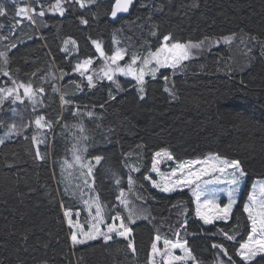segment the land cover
<instances>
[{"label": "trees", "instance_id": "1", "mask_svg": "<svg viewBox=\"0 0 264 264\" xmlns=\"http://www.w3.org/2000/svg\"><path fill=\"white\" fill-rule=\"evenodd\" d=\"M116 1L81 8L75 0H50L52 6L63 3L67 13L46 15L39 29L19 18L14 4L3 9L0 52L7 63L0 57V84L12 82L15 91L31 85L38 103L20 88L23 103L8 99L0 108V140L16 133L0 145V264H152L156 236L157 264L168 262L167 254L160 255L165 240L196 257L176 264H247L238 255L251 230L244 209L264 180V0H137L129 16L112 22ZM168 35L170 44L202 49L177 70L146 79L143 100L139 82L122 79L119 94L105 79L93 87L77 70L85 61L114 56L116 38L130 59L135 54L143 62ZM69 40L77 47L72 57L64 52ZM40 117L44 129L35 125ZM164 153L172 159L162 165ZM76 157L101 158L94 190L106 224L122 217L131 229L128 239L73 245L65 212L81 213L87 223L81 189L89 180ZM223 160L238 161L246 174L228 220L204 224L194 184L172 192L154 186L182 164L200 173ZM233 197L214 203L208 215H221L216 208ZM141 211L144 216L132 223ZM171 255L185 253L177 247ZM257 261L264 264L262 257L251 264Z\"/></svg>", "mask_w": 264, "mask_h": 264}, {"label": "snow or ice", "instance_id": "2", "mask_svg": "<svg viewBox=\"0 0 264 264\" xmlns=\"http://www.w3.org/2000/svg\"><path fill=\"white\" fill-rule=\"evenodd\" d=\"M16 0H13V3H15ZM94 3L95 0H77V3H79L81 8L87 7L88 3ZM134 0H117L116 3V10L112 12V16L115 17L118 12H127L129 11L130 6L133 4ZM57 8L59 9L60 15H63L64 9L60 4L57 5ZM31 10L29 8L21 7L19 11L17 12V15L26 17L29 20H32V16L29 15V12ZM6 13L4 12L3 8L0 7V16H4ZM39 16H43L44 12L40 11L38 13ZM83 23H87V21H83ZM2 27V25H0ZM252 39H255L254 37ZM173 37L171 35L165 36L163 39V46L159 48V50L155 53H150L149 54V59H155L156 63L158 64L159 67H178L183 61L189 60L192 58V50L193 49H198L201 47V44H192V43H178V42H172L169 44V41H172ZM225 42H230L229 40H226ZM73 45L75 44V41H70ZM96 47L100 49V44L97 43ZM65 51H67V46H65ZM0 57H3L4 63H7V56L4 52H0ZM123 58V54L121 52H117L116 55L110 57V60L112 63H116L119 59ZM148 61H145V64H147ZM92 61H85L84 66H78V67H84L86 70V66L91 64ZM132 63H136V60H133ZM121 72L124 71V69H120ZM4 75H8L7 72H4ZM105 75L109 76V79H111V75L108 73H105ZM153 78H155V73H152ZM88 81L90 84H92V77L88 76L87 77ZM135 79L139 82V85L141 86L139 88V92L141 95L139 96V99L143 100L144 97V87L143 85L145 84L144 80V72L141 70L139 75L135 76ZM93 87H95L94 84H92ZM23 88L24 94L26 97H28L32 103L35 105L38 103L37 99V94L33 92V89L31 85L25 86L23 84L17 85V91ZM39 91H43V89H40ZM165 91H171L168 88H165ZM174 95V93H173ZM8 97H13L14 101L19 100L21 103L23 101L20 99L19 95L13 96V90L12 89H7L6 90V96L4 99H7ZM115 99V97H112ZM67 103V102H65ZM3 105V100H0V107ZM43 117H40L35 120V125L37 128H42L44 127L43 124ZM14 127V126H13ZM50 127V126H49ZM81 131L83 129L81 128ZM86 138V137H85ZM4 143L3 140H0V145ZM161 155V154H157ZM163 155L168 156V159H172L170 155L167 153H164ZM77 161L79 160V157H76ZM101 158H96V164L100 163ZM159 163V161H157ZM196 163H200L197 161ZM220 164L222 166L217 167L213 165V170L220 172L223 174L227 169L231 168L234 171L231 172V179L228 181V183L232 185H239V183L242 181L244 176L246 175L244 170L241 168V165L238 161L235 162H227V161H221ZM191 166V165H189ZM181 169L185 167V165H180L179 166ZM91 172V168H89V174ZM211 174L208 169L202 170L200 173H192L190 174L187 179H178L174 181L175 185L179 184H187L191 186L192 184H195L197 180L201 179L203 175ZM173 176L176 175V173H172ZM219 182V181H217ZM206 183H212V181H206ZM156 186V185H154ZM161 191L168 192L171 191L172 189L168 187H161ZM235 191V189H234ZM260 192L262 195H264V185L260 187ZM201 190L197 189V191L194 193L196 196L197 202L200 201L201 198ZM123 196V193H121ZM252 201L255 202L256 196L255 194L252 196ZM235 203L234 197L232 198L231 202L227 205V207L224 208H216V211L221 213L219 216H209L208 212L206 211L207 209H211L213 207H216L212 201H206L204 205L199 206L197 208V216L204 222V224H212L214 223L215 219H227V217L231 214L232 206ZM203 209V210H202ZM97 213H100V208L97 207L96 209ZM245 212L248 213L249 219L251 220V230L250 233L247 235L246 242L240 247V252L238 255L241 257L243 261H246L247 264H251V261L256 260L257 256H260L264 258V200H262L254 210L252 205H249L248 207H245L244 209ZM65 215L68 217V225L70 228H77L80 234L82 235V238H78L77 234H72L71 235V240L74 245H83L88 243L89 241L97 240L103 235L104 242L107 243L112 239L111 234L115 233L119 237H123L124 239H128L131 236V229L124 224L123 220H121L120 217H116L117 220L120 221L119 227L116 226L115 223H113L111 226L107 228V233L102 234L99 227L97 225H93V231L90 232H84L82 227L79 226V221L77 220L75 223H73L72 220V214L70 212H65ZM99 218V215L98 217ZM102 222V219H101ZM135 221L133 220L132 223ZM227 235V234H225ZM29 238V233L27 231L24 232L22 239L27 240ZM234 237L233 236H227V239L232 240ZM156 243H153L152 245V254H153V260L152 264H157V261L155 260V255L158 252L157 249V244L160 242V237L156 236L155 237ZM128 246L131 248L133 254H135V247L133 246V243L131 240H129ZM177 247H180L184 250L185 255L182 257H174L171 255V252L176 249ZM213 247L220 249L224 255L227 256V250L223 249L220 245H213ZM168 255L169 259L167 264H176V261H183L185 259L195 261L196 257L192 255L191 251L187 249L185 245H180V244H172L170 241L165 240L163 242V252L160 253L161 256L163 255ZM229 260H231V257H228ZM257 264H260V261H257Z\"/></svg>", "mask_w": 264, "mask_h": 264}, {"label": "rangeland", "instance_id": "3", "mask_svg": "<svg viewBox=\"0 0 264 264\" xmlns=\"http://www.w3.org/2000/svg\"><path fill=\"white\" fill-rule=\"evenodd\" d=\"M49 1L50 0H35V2H36V5H35L33 0H16L15 3H13V0H0V7L7 10L12 4H14L15 6H17V11H19V9L21 7L29 8L31 10L29 12V15L32 16V20H29L26 17L19 16V15H18V17L25 19L28 23L33 24L34 26L37 27V29H39L40 26L42 27L41 22L44 21L46 15L65 16L67 13V9L63 3L59 2V3H56L54 6H52V5H49ZM75 1H77V0H75ZM58 4H60L62 6V8L64 9L63 15H60L59 9L57 8ZM40 11L44 12L43 16L38 15V13ZM219 44L220 43L216 42L215 45L218 46ZM65 46H67V51H65V48H64V52L66 54H68L70 57L74 56L77 53L76 44L73 45L72 43H70V40L66 42ZM116 46H117L116 53L119 51L123 54V58L119 59L116 63H112V61L110 60V57L104 56L100 60H88V61H92V63L86 66V70L84 67H78L77 70H78V72L84 74L85 77L91 76L92 77V84H94L96 81H98L100 79H105V80L109 81L119 94L120 93L122 94V91L124 90L122 87V81H121L122 79L138 82L135 79V76L139 75L141 70H143V72H144V80H146L148 78H152L153 72L155 73V77H158L160 75V72H162V70H165V69L177 70L185 61H187V60L183 61L178 67H159L158 64L156 63L155 59H149V55L147 56V58H145V60L143 62H140L141 57L138 55H135V54L132 56V59H130L131 57H130L129 51L127 50V48L121 47V43H120L118 38H116ZM201 49H202L201 47L198 49H193L192 53L194 51H199ZM155 52H157V51H154L152 53H155ZM133 60H136V63L133 64L132 63ZM145 61H148L147 64H145ZM84 65H85V62H83L79 66H84ZM120 69H124V71L121 72ZM105 73H108L109 75H111V79H109V76L105 75ZM7 89L13 90V96L18 95V93H16L17 91H15V87H14V84L12 82H9V83L6 82L5 86H2L0 84V100H3L2 107L4 106V104L6 103V101L8 99L11 101V103L13 105H15L19 102V100L14 101L13 97H8L7 99H4V97L6 96V90ZM168 92L173 93L172 90L168 91ZM20 97H21L20 99H22V96H20ZM43 124H44V122H43ZM44 128H45V125L41 129H44ZM15 134L16 133L13 132L12 135L10 134V136H8V135H6V137L2 136L1 140L5 141V139H7V140L9 138L13 139V138H15ZM95 161L96 160L84 162V161H82L81 158H79V160L77 161V163H78L77 166L82 168L85 171V173H87L88 178H89L86 185L83 187V189H81V194H82L81 197L83 198L82 203L86 208L87 223H84L82 221V218L84 216L83 214L71 213V212L70 213L72 214L71 218L73 220V223H75L78 220L79 226L82 227L84 232L93 231L94 230L93 225H97L99 227L101 233L104 234V233H107V228L109 226H111L112 224L111 225L106 224L104 209H103V207H102V205L98 199V196L94 190V183L92 181L93 171H94L96 165H98V164H96ZM169 162H170V159H168V158L162 157L160 159V164H162V165L168 164ZM208 166H209V164L206 166V169H208L211 174L203 175L202 178L197 180V182L194 184L195 190L197 191V189L199 187V189L202 192L201 198H203V199L200 201L203 202V204L209 200L212 201L213 203H219V202H221L227 198H230L233 196H238L240 194L241 188L244 184V178L239 183V185H232V184L228 183V181L232 178L230 174L232 171H234L233 169L229 168L223 174H221L220 172L214 171L213 168H209ZM89 168H91L90 174H89ZM193 170H191V169L187 170V166H185L183 169H181L180 167H177L175 170L176 175L175 176L172 175L171 178H169L168 180L163 179L164 176L161 174V176L159 178L160 180L156 186L159 189H161V187H165V186L172 189L171 191H168V192L187 188L189 185H187V184L175 185L174 181H176L178 179H187V177L190 174L195 173V172H193ZM206 181H212V183H206ZM217 181H219V182H217ZM263 184H264V180L258 181L257 185L254 189V192L252 194V196L254 194L256 196L255 202L251 201V203H250V205H252L254 210L256 209L257 205L262 200H264V195H262L260 192V187ZM234 189H235V191H234ZM235 198L236 197H234V199ZM230 200H232V198ZM235 202H236V199H235ZM234 204H233V206H234ZM97 207L100 208L99 214L96 211ZM139 208L140 207H138V210H139ZM66 212H68V211H66ZM131 214H132V212H131ZM98 215H99V218H97ZM143 216H144V214L141 211L140 213L134 214L132 219L133 220L140 219ZM120 218H121V220H123L122 217H120ZM66 219H67V224H68V217L67 216H66ZM101 219H102V222H101ZM115 220H116V223H115L116 226L119 227L120 221L117 220L116 218H115ZM216 220H218V219H215V221ZM226 220H228V218ZM124 224H125V222H124ZM68 227H69V225H68ZM70 230H71L72 234L75 233V234H77L78 238H82V235L80 234V232L78 231L77 228L73 227V228H70ZM111 236H112V239L114 237H119L115 233L111 234ZM100 238H103V235H101ZM257 258H260V256H257L256 259Z\"/></svg>", "mask_w": 264, "mask_h": 264}, {"label": "water", "instance_id": "4", "mask_svg": "<svg viewBox=\"0 0 264 264\" xmlns=\"http://www.w3.org/2000/svg\"><path fill=\"white\" fill-rule=\"evenodd\" d=\"M137 0H134L133 4L130 6L129 8V11L127 12H118L117 15L115 17L112 16V13H111V16H110V19L112 22H116L120 17H126V16H129L131 11H132V8L134 6V4L136 3ZM116 3L117 1L115 2L114 6H113V9H112V12L116 10ZM33 141H34V145L35 147H37V139L34 135L33 137ZM39 154V153H38Z\"/></svg>", "mask_w": 264, "mask_h": 264}, {"label": "bare ground", "instance_id": "5", "mask_svg": "<svg viewBox=\"0 0 264 264\" xmlns=\"http://www.w3.org/2000/svg\"><path fill=\"white\" fill-rule=\"evenodd\" d=\"M120 18H121V17H120ZM121 19H122V18H121ZM110 20H111V19H110ZM116 22H117V21H116ZM152 78H153V77H152ZM123 91H124V90H123ZM123 91H122V92H123ZM10 126H11V125H10ZM10 126H9V128H10ZM5 129H6V128H5ZM3 131H4V130H3ZM8 132H9V131H8ZM8 132H7V133H8ZM10 134H11V133H8L7 135H10ZM5 140H6V139H5ZM4 143H5V142H4ZM137 168H138V167H137Z\"/></svg>", "mask_w": 264, "mask_h": 264}]
</instances>
